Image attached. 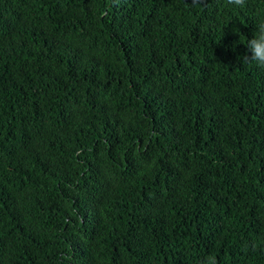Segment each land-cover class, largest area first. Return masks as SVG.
<instances>
[{"label": "trees", "instance_id": "trees-1", "mask_svg": "<svg viewBox=\"0 0 264 264\" xmlns=\"http://www.w3.org/2000/svg\"><path fill=\"white\" fill-rule=\"evenodd\" d=\"M261 22L264 0H0V264H264Z\"/></svg>", "mask_w": 264, "mask_h": 264}, {"label": "clouds", "instance_id": "clouds-1", "mask_svg": "<svg viewBox=\"0 0 264 264\" xmlns=\"http://www.w3.org/2000/svg\"><path fill=\"white\" fill-rule=\"evenodd\" d=\"M230 5L237 8H243L246 6L247 0H228ZM196 5L195 7H199ZM247 48L251 52V57L245 56L243 59L245 62H254L257 67L264 70V22H261L257 26V34L247 42ZM202 264H216L214 257H207L202 261Z\"/></svg>", "mask_w": 264, "mask_h": 264}]
</instances>
